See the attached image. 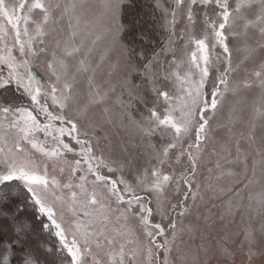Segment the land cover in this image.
I'll return each mask as SVG.
<instances>
[{
    "label": "snow or ice",
    "instance_id": "1",
    "mask_svg": "<svg viewBox=\"0 0 264 264\" xmlns=\"http://www.w3.org/2000/svg\"><path fill=\"white\" fill-rule=\"evenodd\" d=\"M132 3L0 0V264H49L42 255L54 264H160L161 251L162 264H173L169 254L181 250L185 220L203 199L210 120L255 51L252 30L264 48V0H154L162 40L151 55L128 39L141 23L128 19ZM136 37L153 43L142 31ZM230 37L242 38L236 64ZM101 72L107 79H97ZM254 74L264 89V64ZM109 124L130 139L99 136ZM133 147L141 149L135 156ZM258 154L261 189L249 200L264 211V145ZM246 161L237 140L242 171L209 170L221 191L225 177L243 175L246 189L257 182L256 162L249 178ZM13 191L23 204L12 206ZM26 208L55 245L31 242ZM187 231L191 237L195 228ZM245 241L252 264L250 226ZM191 264H199L195 255Z\"/></svg>",
    "mask_w": 264,
    "mask_h": 264
},
{
    "label": "rangeland",
    "instance_id": "2",
    "mask_svg": "<svg viewBox=\"0 0 264 264\" xmlns=\"http://www.w3.org/2000/svg\"><path fill=\"white\" fill-rule=\"evenodd\" d=\"M153 7L151 0H133L132 6L128 10L130 21L141 20V23L133 30V38L130 39L138 46L147 47L144 43H140L142 41L136 37L137 32L142 31L148 36L152 34L151 31L157 29L154 26L156 22L153 18ZM154 34L158 33L155 32ZM257 37L258 32L252 30L248 43L255 47V51L248 60L244 61L238 73L235 74V79L232 81V88L235 91H229L225 94L219 111L210 120L211 130L208 148L204 153L199 169V179L202 185L200 194L203 199L197 200L191 216L185 220V234L182 240L177 242L181 245V250L178 252L176 248H173L169 254L173 264H183L181 256L185 258L187 264H191L193 255L198 258L199 264H248V244L245 241V230L249 226L255 235L253 248L257 253L252 264H264V232H261V227L264 225V211L260 209L255 199L249 200L250 196H255L261 189L259 183L261 179L259 165L261 156L258 154V148L264 145V117L258 114V110L264 108V99H262L264 89L260 87V81L254 74L260 65L264 64V48L256 45ZM241 39L230 37L229 44L233 50L234 64L244 59L245 53L241 48ZM159 46H157V50ZM113 59H115V54ZM35 71L38 77L43 75L42 69ZM104 71H107V68ZM102 78L107 79L104 77V72H101L97 77L98 80ZM120 78H123L122 73ZM113 79L115 80V76ZM130 79L133 83H139V80L134 76ZM244 80H247L251 87L245 88L242 83ZM238 81L241 82L240 87L236 88ZM83 89L86 93V83L83 84ZM117 93L119 94V89H117ZM116 108L119 109L118 104ZM116 115L119 116V111L116 112ZM105 129L106 131L98 133L99 136L107 135L113 144H117L122 138L126 141L130 139L123 128H114L109 124L105 125ZM228 129L232 130L231 134ZM250 136H254V141L249 139ZM237 140L247 150L246 163L249 178L253 177L252 168L253 163L256 162L255 180L257 182L246 189L244 186L249 181L243 175H241L240 181H237L235 176L225 177L220 181V184L227 185L228 190L221 191L220 186L216 185L215 177L210 175L209 170L218 172L217 164H219L221 168H227L233 172L242 171L241 166L235 163ZM131 151L138 152L141 149L133 147ZM139 163L143 164V160H140ZM233 184H235L234 188ZM237 192L241 194L239 199H237ZM10 195L13 199L18 197V194L14 192ZM20 201L23 204V199ZM25 211L32 215L29 208H26ZM190 228H195L191 237L187 231ZM40 235L45 240L50 239L47 235L43 236L41 233ZM35 238L37 242H40V238L37 236ZM203 247L207 248V254L202 250ZM225 252L228 255H225ZM163 256L164 253L161 251L159 254L160 264L163 262ZM45 257L51 260L56 258L50 255ZM137 259H143V257L138 256Z\"/></svg>",
    "mask_w": 264,
    "mask_h": 264
},
{
    "label": "trees",
    "instance_id": "3",
    "mask_svg": "<svg viewBox=\"0 0 264 264\" xmlns=\"http://www.w3.org/2000/svg\"><path fill=\"white\" fill-rule=\"evenodd\" d=\"M151 1H152L153 5H154V0H151ZM128 13H129V11H128ZM155 15H156V17H158L159 16V13H156ZM155 32L158 33V34H154ZM151 33L152 34H149L148 37L150 38V40L153 43L152 44H145V46L147 45L146 50H148V54L149 55L151 54V48L153 47V45L156 46V49H157V46L160 45V42L162 40V36H161L160 31L158 30V28L155 31H151ZM131 38H133V33L128 37L129 40ZM140 43H143V42H140ZM136 153L137 152H134V151L132 152V154L134 156L136 155ZM13 192L16 193L15 191H13ZM16 194H18V193H16ZM11 199L14 201V203H13L12 206L15 207L16 204H22L20 200L23 199V194H18V197L17 198H15V199L11 198ZM29 209L31 210V208H29ZM21 219L23 220L24 223H26V224H28L30 226V228L32 230V232H31V237H32L31 242L34 245L37 244V241H36V238H35L36 236H37V238H40V242L41 243L46 242L47 244L55 245V239H54V237H50L47 233L41 232L40 231L39 222L33 220V217H32L31 214H29V213L26 212V213H24L21 216ZM40 233L43 236L47 235L50 239L49 240H45L43 237H41ZM44 259H47L49 261V264H54L56 258L54 260H51V259H48L47 257H45L44 255H42L41 256V260L43 261Z\"/></svg>",
    "mask_w": 264,
    "mask_h": 264
}]
</instances>
